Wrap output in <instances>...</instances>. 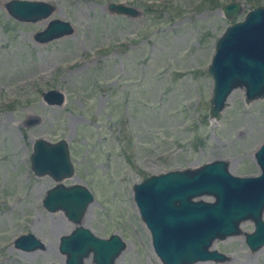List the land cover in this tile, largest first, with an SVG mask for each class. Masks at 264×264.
Returning a JSON list of instances; mask_svg holds the SVG:
<instances>
[{
	"label": "rangeland",
	"instance_id": "374dc122",
	"mask_svg": "<svg viewBox=\"0 0 264 264\" xmlns=\"http://www.w3.org/2000/svg\"><path fill=\"white\" fill-rule=\"evenodd\" d=\"M6 1L0 0V264H64L58 239L76 225L61 209L41 204L55 180L30 168L36 137L65 139L73 173L60 181L75 183L73 177L92 194L79 224L123 238L114 263L162 264L132 183L213 159H225L235 175L258 172L253 152L264 139V97L244 102L243 88L234 87L219 117L210 118L206 64L223 28L264 0H236L242 10L231 18L220 7L233 0H46L51 12L31 21L10 15ZM108 1L138 12H110ZM51 18L69 21L72 30L36 40ZM47 90H59L62 101L48 102ZM239 228L212 241L225 260L190 264H264V244L250 250L243 239L252 221ZM24 232L43 247H15L13 238Z\"/></svg>",
	"mask_w": 264,
	"mask_h": 264
},
{
	"label": "water",
	"instance_id": "95a60500",
	"mask_svg": "<svg viewBox=\"0 0 264 264\" xmlns=\"http://www.w3.org/2000/svg\"><path fill=\"white\" fill-rule=\"evenodd\" d=\"M52 6L46 0H7L4 4L10 15L24 21L46 17ZM106 7L117 14L132 16L138 12L122 1H108ZM241 10L242 5L236 0L220 7L225 18ZM71 30L69 21L51 18L33 36L46 41ZM206 70L211 79L210 118L219 117L234 87L243 88L244 102L264 97V4L247 9L241 19L223 28L214 40ZM43 98L59 103L62 93L47 90ZM253 158L258 174L235 175L228 171L225 159H213L194 167L151 173L132 183V200L162 264L225 260L227 254L211 248L212 241L240 233L239 223L244 219L251 220L253 225L252 230L243 232L247 247L256 250L264 244V139L254 150ZM29 163L33 174H47L55 180L46 189L42 206L50 211L61 209L68 220L76 223L58 239L57 249L64 255V264H82L87 255H91L95 264H115L124 247L123 238L117 232L98 236L79 224L92 194L80 182L60 181L73 173L65 139L34 138ZM13 245L28 251L42 248L43 242L33 233L24 232L13 238Z\"/></svg>",
	"mask_w": 264,
	"mask_h": 264
},
{
	"label": "bare ground",
	"instance_id": "6f19581e",
	"mask_svg": "<svg viewBox=\"0 0 264 264\" xmlns=\"http://www.w3.org/2000/svg\"><path fill=\"white\" fill-rule=\"evenodd\" d=\"M70 179H72V180H74V182H77V180H75L73 177H70ZM89 205H91V202H89L88 204H87V206H86V208L89 206ZM89 208V207H88ZM262 211H264V208H263V210ZM84 212H85V210H84ZM84 212H83V214H82V216L84 215ZM263 213V212H262ZM81 216V218H82V220H81V218H80V220H81V223H83V217ZM61 218V217H60ZM56 222V221H55ZM80 222V221H79ZM242 222V221H241ZM240 222V223H241ZM72 228V227H71ZM65 231V230H64ZM40 249V248H39ZM34 250H36V249H34ZM26 251V250H25ZM28 251H33V250H28ZM63 255L61 256V258L63 259ZM86 257V258H85ZM83 259H82V264H89V261H88V258L90 257V255H87V256H85ZM90 259V258H89Z\"/></svg>",
	"mask_w": 264,
	"mask_h": 264
}]
</instances>
